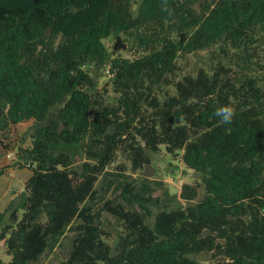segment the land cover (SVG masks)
Returning <instances> with one entry per match:
<instances>
[{"label":"trees","instance_id":"obj_1","mask_svg":"<svg viewBox=\"0 0 264 264\" xmlns=\"http://www.w3.org/2000/svg\"><path fill=\"white\" fill-rule=\"evenodd\" d=\"M262 49L264 0H0V143L20 123L31 134L15 153L31 176L0 212L6 264L38 261L68 229L62 264H264ZM161 146L200 180L181 187L189 203L126 182L100 209L114 234L91 207L98 182L117 154L139 168Z\"/></svg>","mask_w":264,"mask_h":264},{"label":"rangeland","instance_id":"obj_2","mask_svg":"<svg viewBox=\"0 0 264 264\" xmlns=\"http://www.w3.org/2000/svg\"><path fill=\"white\" fill-rule=\"evenodd\" d=\"M105 45L111 50L113 48L114 39L109 37L104 40ZM260 61L264 66V51L259 52ZM206 53L201 52L198 55H187L179 63L180 69L178 70V76L191 73L194 74L196 70L203 66L202 61L206 58ZM110 75L107 70L104 71L100 79V84L109 79ZM163 97V96H161ZM21 132L27 135V142H30L31 136L29 125H24ZM149 163L144 164L143 167L135 168V166L129 161L126 154H117L114 161L108 166L107 172L103 179H101L97 186L92 204V210L99 212L101 218V224L103 227L108 228L111 232H116L121 229L117 219L114 218L109 212L101 211V207L107 200L121 201V191L126 182H130L137 192L143 196H151L152 198H158L159 203L172 207L175 205H181L182 207L189 202L179 197L181 187L184 184H194L199 182V178L191 170L187 169L180 156L173 157L168 154L164 146L160 147V151L157 153H150ZM150 165L153 168V174L145 176V168ZM178 187L179 190L175 194L174 199H170L167 196V190L169 186ZM201 195V194H200ZM164 207V206H162ZM152 213H155L158 209L154 206H148ZM134 209L141 210L138 205H135ZM152 217L148 218V222L152 221ZM76 233L67 230L65 234L58 240V242L49 248L42 257L32 264H62L69 256L72 241ZM4 263L6 264L10 260V256L3 254ZM204 260V258H200Z\"/></svg>","mask_w":264,"mask_h":264},{"label":"crops","instance_id":"obj_3","mask_svg":"<svg viewBox=\"0 0 264 264\" xmlns=\"http://www.w3.org/2000/svg\"><path fill=\"white\" fill-rule=\"evenodd\" d=\"M24 125L28 123L17 124L10 135L7 137L6 142L8 149L5 151L0 143V170L4 172L0 175V212H2L14 195L22 191L26 181L31 176V171L27 167H21L17 164L15 157L18 146L29 147L31 144L27 142V135L21 132ZM28 135V137H30ZM3 254H6V248L3 242L0 243V264H5Z\"/></svg>","mask_w":264,"mask_h":264},{"label":"clouds","instance_id":"obj_4","mask_svg":"<svg viewBox=\"0 0 264 264\" xmlns=\"http://www.w3.org/2000/svg\"><path fill=\"white\" fill-rule=\"evenodd\" d=\"M214 115L218 117L223 123L228 124L233 118L234 110L231 106L225 105L217 108Z\"/></svg>","mask_w":264,"mask_h":264},{"label":"water","instance_id":"obj_5","mask_svg":"<svg viewBox=\"0 0 264 264\" xmlns=\"http://www.w3.org/2000/svg\"><path fill=\"white\" fill-rule=\"evenodd\" d=\"M152 174H153V168H152L150 165H148V166L145 168L144 175H145V176H150V175H152ZM178 190H179L178 187H174V186H172V185L169 186V192H170V194H175V193L178 192Z\"/></svg>","mask_w":264,"mask_h":264}]
</instances>
